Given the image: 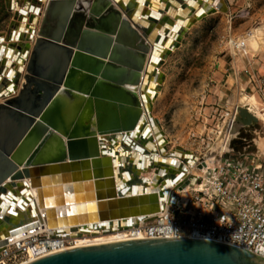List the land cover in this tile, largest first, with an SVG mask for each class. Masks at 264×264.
<instances>
[{"label": "water", "instance_id": "95a60500", "mask_svg": "<svg viewBox=\"0 0 264 264\" xmlns=\"http://www.w3.org/2000/svg\"><path fill=\"white\" fill-rule=\"evenodd\" d=\"M161 1L165 2L169 10L170 7H175L179 0ZM18 2V0H8V9L15 12L18 23L9 31L7 37L0 36V100L3 102L0 103V185L6 182L4 186H0V223L5 220L3 227L7 228V232L19 234L22 230L32 232L33 229H39V225L43 223L42 214H44V220L48 226L51 225L50 221H53L55 215L51 211L53 208L44 209L43 213L38 210L42 206L45 207L46 204L44 182L47 177L54 180L55 176H60L62 180L67 173L43 174V167L33 164V162H26L21 170L19 166L21 167L25 161L23 162L20 156L14 157L15 163L8 161L6 158V154L14 146L20 132L25 127V123L30 122L36 116H39L46 125L53 129L66 133L79 135L92 133L93 136L95 131L101 134L105 132L113 133L108 139H100L99 143L92 136L89 139V147H87V143L81 142L69 144V154L72 156L80 152L82 156H85V159H88L87 155H102L103 157L109 156L110 160L104 161L99 158L92 160L91 173L89 171L86 173L93 178L81 181L71 178L74 180L71 184L74 193L69 195L70 198L67 197L66 193L55 196L56 200L62 198L64 202H76L78 199H88L87 192L79 193V190H86V187L90 185L89 183L93 181L95 191L90 193L94 201L85 202V204L93 207L91 204L96 203L97 216L100 222L117 220L119 229L136 226L137 223H135L134 217L148 219L149 214L163 210L166 203L172 200V198L166 200L164 197L166 187L164 185L160 188L157 186L156 190L151 191L152 193L147 194L145 192L148 184L150 185L151 182L158 183L155 176H158V180H160L159 175L162 170L154 174L151 180L142 179L137 177L136 174H132V167L136 166L135 160H127L123 163L122 157L124 155V157H128L127 152L130 149H139V147L142 150L151 149L150 142L154 141L152 139L153 135L157 139L163 137L158 124L152 127V132L147 128L146 120L151 124L157 122L150 116V106L146 104L145 92L148 93L150 84L146 77L149 75L148 68L151 66L152 58H155L163 50L167 53L170 49H174L176 46L175 41L169 45L166 40L161 45V37H157L145 65L147 46L144 44L135 45L139 38L134 31H123V34L117 38L116 43L113 45L109 65L102 68V63L97 58L107 55L112 37L93 32L98 27L96 22L89 18L82 31V38L80 36L81 40L77 43L75 39H78L79 32L72 30V28L77 29L80 27V21L74 24L75 19H71L69 21L71 25L68 26L69 34L63 40V45H58L61 42L58 34H55V37L52 38L37 39L30 54L26 79L27 81L30 79L28 74L31 72L39 80H30L26 85H22L15 95L14 93L19 85L17 80L19 67L28 55L29 48L28 46L10 45L5 49V46L1 43L5 38L7 41L22 40V35L32 29L31 26L23 27V15H25L27 9L28 11L37 10L35 0L31 4L29 2L24 4L19 2L18 4ZM134 7L135 10L131 8L129 11L131 19L140 9V2L136 3ZM213 9L223 10V2L217 0L214 8L205 5L203 2L199 9L201 11L196 13L194 20L212 13ZM182 11H186V9L182 8ZM109 12H104L106 15H104L105 17H103L101 23H108L115 28L117 18L112 21L111 18H108ZM45 15L50 18L51 23L55 22L48 9L45 10ZM34 18L30 21L33 22ZM56 24L57 27H60L58 21H56ZM48 25L50 26V23ZM46 27L39 31V34L43 37L48 35ZM163 27L166 29L165 38L172 36L169 33L174 29L171 22L165 19ZM113 28L110 34L114 32ZM184 30L185 28L181 31H178V28L176 29L178 31L176 40ZM30 39H32L31 35L27 37L28 41ZM71 47H77V51H79L74 56H72ZM161 61V58H159L158 62ZM16 65L19 66L17 69H15ZM63 78L65 79L64 82ZM49 80L55 81L56 86L49 87L48 84L43 82ZM61 83L63 88L52 95L54 89L60 88ZM125 85H134V88H130V90ZM137 90L142 92L138 100L142 105H145L146 109V120L142 124L140 122L143 115H140L135 109L139 105L136 98ZM21 108L28 111L33 118L30 119L24 115L25 113H20L22 112L20 111ZM44 128H46L44 124L36 123L30 136L41 135ZM105 142H108L109 145L106 146ZM121 151L122 153H120ZM117 158H119V165L116 167ZM123 164L126 170L123 168ZM162 164V162H158L156 165ZM138 165L142 166V163ZM84 168L89 170L87 166ZM119 168L132 174L131 180L128 182L126 180L124 185H122L121 180L124 170L120 174ZM114 177L118 182L121 180L116 186L113 184ZM23 179L28 180V183ZM167 179L172 181L173 174H168ZM167 179L164 180L165 183ZM11 180L19 182L18 189L19 187L20 189H17L16 192L13 190L15 185L10 182ZM106 180H110V182ZM141 186H145L143 192L146 193L145 195L136 196L132 194V190H137ZM30 189H36V195L30 193ZM76 190L78 192L75 193ZM83 194L84 197H82ZM77 205L79 204H75V206ZM27 206L30 207L29 217L26 220L14 222V218L21 216ZM59 207L62 208V206ZM16 208L19 211H16ZM57 208H54L55 212H57ZM49 211L51 213H48ZM76 216H79V214H68V221L73 222ZM130 216H133L130 221L124 220ZM34 218H37V220L31 221ZM76 219L79 220L78 217ZM121 221H124V224H122L124 226H121ZM55 232V235L64 233L61 230ZM50 234L53 235L54 233L51 232ZM1 238L0 247L7 244L6 237L1 235ZM29 264H264V258L213 241L189 238L138 239L75 247L48 255Z\"/></svg>", "mask_w": 264, "mask_h": 264}, {"label": "bare ground", "instance_id": "6f19581e", "mask_svg": "<svg viewBox=\"0 0 264 264\" xmlns=\"http://www.w3.org/2000/svg\"><path fill=\"white\" fill-rule=\"evenodd\" d=\"M88 7H86L85 9L82 10H78V4L81 2V0H35V7H37V10L34 11H28V9L26 10L25 15H23V27L27 28L28 26H31L32 29L28 30V32L24 33L22 35L21 39H27V37L29 35H31L32 39H30V43L32 42L33 45L32 47H28V55L26 56L25 60L21 62L20 67L18 65H16L15 69H17L18 67L19 69V73L17 74V80H19V76L22 70H26L27 71V65L30 59V54L32 53V50L36 44L37 39H41V38H52L55 37L54 35L58 34L59 38L61 39L60 43L58 45H63L62 42L63 40L68 36L69 32H68V26L71 25V23L69 22L71 19H75L74 24H77V21H80V27L76 28H72V30H75L78 33V39L75 41L78 43L81 38H82V34H83V29L85 27V24L87 22V20L89 18H92L96 24L98 29H95V31L93 30V32L96 33H100L103 35H108L110 37H112V42H110L109 46H110V50L107 52L106 56L103 57H98L97 59H99V61L102 63L101 67L105 68L107 67V65H109V58H110V54H111V50L113 49V45L114 43H116V40L118 37L121 36V34H123V31H134L137 34V37L139 38V40L135 43V45L137 44H144L145 46H147L148 51L146 53V58H145V65L147 64V60L151 54V49H152V45H154L155 43V36L151 37V34H153L154 32H162L164 37H161L160 33L159 36L161 37V45L164 44V42L167 40L168 44L171 45L174 43V41L176 40V34L178 33V31H181L183 28H186L189 25V22L191 20H194L196 13H199L201 10L200 7L202 6L203 3H200V7H195L191 6V10L189 9L188 12H186V14L188 15V18L185 16H182L180 14L176 15L175 18V23L174 21L169 17L166 16L167 13H169L171 11V9H173V7H170V9L168 10V7H166L167 5L165 4V2H160V6L165 4L166 8H162L159 7V13H161L162 11V15H161V22L156 26L153 27V24L151 23V21H157L159 17H157V15L155 14H147L144 17L140 18V13L137 12V14L134 16L133 19L130 18L129 16V11L131 8H133V10H135L134 6H136V3H139L141 1H145V0H134L133 3L131 4V6H125L122 2H120L119 0H86ZM128 1V0H126ZM154 1L155 5L153 6V9L155 11H157L158 6L156 5V3H158V0H152ZM175 1V0H174ZM180 1V0H179ZM177 2L179 5L180 2ZM190 1H194V0H190ZM205 1L204 4L210 6L211 8L212 5H216L217 4V0H213L212 4H209L208 1L209 0H202ZM20 2V1H19ZM18 2V4H19ZM31 4L32 1H27ZM49 3V5L46 7V9H48L49 14L51 15L52 18H54L55 22H52L50 24V26L48 25L46 27L47 30V34L46 36H41L38 31H36L35 29V25L38 23L39 21V17L38 14L40 13L42 6H44L45 3ZM147 6H149L151 4V0L148 1ZM207 2V3H206ZM23 4L25 2H22ZM141 4V3H140ZM93 5V7H92ZM141 6V5H140ZM176 7V6H175ZM18 8V7H17ZM182 8L186 9L187 5H183ZM45 9V10H46ZM103 10L105 11H110V15L108 18H111L112 21H116V26L115 28L111 27L110 24L106 23V24H102L101 20L103 19V14L104 12H102V16L100 17V11ZM168 11V12H167ZM131 15V14H130ZM27 16L31 17L29 20L27 18ZM94 16H96L97 18H95ZM35 17V18H34ZM34 18V21L31 22L30 20ZM146 19H149V21H146ZM167 19L168 21L171 22V25L174 26V29L172 30V32H169L170 36L169 38H165V31L166 29H164L163 27V21ZM105 21L107 19H104ZM56 21L59 22L60 27H57ZM29 22V24L27 23ZM55 24V25H53ZM179 24V26L177 25ZM145 25H148L145 26ZM114 29V32L112 34H110L111 29ZM178 28V31H176V29ZM41 30V29H40ZM71 30V31H72ZM174 31V32H173ZM25 32V30H24ZM74 33V31H73ZM135 34V35H136ZM81 36V38H80ZM158 36V37H159ZM3 37V36H2ZM80 38V39H79ZM157 39V38H156ZM4 41L1 43V45L3 44L6 47H9L10 45H17L15 41V39L7 41L6 38L3 39ZM23 47V46H21ZM72 49V56H74L76 53H78L79 51H77V47H71ZM24 50V49H23ZM171 50V49H170ZM16 50L14 49V52ZM82 53V52H80ZM164 50L157 55L155 58H152V62L150 63L151 66H149L148 68V72L149 75L146 77L147 81H150L149 84V91L147 93V91L145 92V98H146V104L150 106V101L151 99H153V97L155 98V90L157 87V82L159 79V66L161 62H158V59L163 58V54H164ZM93 59V58H92ZM10 61V60H9ZM27 61L25 68H23L24 62ZM72 62V61H71ZM71 65V64H70ZM144 65V66H145ZM157 72V73H156ZM142 73V71H141ZM140 73V75H141ZM30 79L27 81L26 77L27 74L23 76V83H21L22 85H26L27 82H29L30 80L33 81H38V77L36 75L31 74V72L28 74ZM65 77V76H64ZM64 78H63V82H64ZM46 84L49 85V87H55L56 83H54L55 81L53 80H49V81H43ZM62 82V83H63ZM61 83V86L59 89H54L55 91L53 92L52 95L56 93H58L60 91L61 88H63V84ZM33 86V85H32ZM31 86V87H32ZM125 87L127 88H134V85H125ZM33 88V87H32ZM130 89V90H131ZM16 93V92H15ZM18 93V92H17ZM16 93V94H17ZM142 92L139 90H137V95L136 98L138 100L140 94ZM1 101V100H0ZM0 103H3L2 101ZM138 107L135 108L140 115H143V119L141 120V124L144 123V120H146V109H145V105L141 104L140 100H138ZM141 104V105H140ZM255 98L250 97L247 98L245 97V99L243 100V102H240V105H236L233 107L234 113H235V117L234 120H239V126L238 128H243V127H247L248 125H246L245 123H243V121H240V117H245L247 119V117L250 119H253L254 122H257L258 120L260 121H264V110H260ZM19 110V109H18ZM20 113L26 115L27 117H29L30 119L33 118V116L26 110L24 109H20ZM149 114H150V108H149ZM151 116V115H150ZM105 117V116H104ZM227 118V117H226ZM26 121H28L25 118ZM147 121V128L148 130H150L152 132V127L156 126L155 123H150L148 120ZM145 121V122H146ZM222 122V121H221ZM223 125L220 126V136L218 138V140L216 141V143L214 144V147L205 155V157L203 158H198L193 156L191 153H188L186 151H182V149L174 151L173 153L170 154H165V151L162 148V144L164 143V139H160L163 137H158V139L155 137V135L152 136V139L154 140L153 142H150V146L151 149H144L142 150V148L139 147V149H130L127 153L129 154L128 157H122L123 163L127 160L133 161L135 160L136 162V166L132 167V174H136L137 177L142 178V179H148L151 180L154 174H157V172L159 170L161 171V174L159 175V177L163 178L164 180L167 179L168 174L165 175V168L172 166L178 167L176 169H174L175 174L173 175V179L172 181L167 179L166 183L163 182L161 185H159L158 183H150V185L154 186L151 187L149 184L147 186V190L145 191L147 194L148 193H152L151 191L156 190L157 186H159V188L164 185L166 187V190L164 191V197L166 200L172 198V202L175 203L177 201V197L178 195L184 196V194H182L180 191H177L178 186L182 183V180L184 177H189L190 179L193 178V182H195V178L196 176L200 173V170L203 169L204 167H206L209 163L211 162H218L219 159L224 156L227 157L229 155V152H231V149L229 148V141L235 137L236 135V131L233 130V125L227 128L226 124L228 122V120H224L223 121ZM36 123H41L44 124V126L46 128H44L43 132L41 135H34V136H30V133L33 131V129L35 128ZM105 123V122H104ZM140 124V125H141ZM221 124V123H220ZM237 129V128H236ZM95 131V130H94ZM160 131V130H159ZM161 132V131H160ZM53 134V136H52ZM113 135V133H107L105 132L104 134H101L99 132L95 131V134L93 136V134H84V135H79V134H72V133H66V132H62L61 130H56L53 129L52 127L46 125L41 119L40 117L36 116L33 118V120L31 119L30 122L25 123V127L23 128V130L20 132V135L18 136L14 146L9 150V152L6 154V158L8 161H13V163H15L16 161L13 160L15 156H20L24 162V164L22 163V166H19V169H23L24 165L26 162H33V164H37L41 167H43V174H51V173H67L66 176L63 177V179L61 180L60 176H55V178H53L54 180H51L50 177H47V180H45L44 182V186L46 187L44 188L45 193H46V204L44 205L45 207H40L38 208V210L43 213L42 211H44V209H49V208H53L51 211H53L54 218L53 221L51 222V225L48 226L45 223V217L44 214L43 215V223L39 225V229H33L32 231H39V232H49V233H54L53 235H55V231L56 230H61V232H64L62 234H58V235H69V233L72 231V228H76L79 229L80 231L84 230L85 227L87 229H93L95 224H98L100 222L99 218H98V212L96 209V203L91 204L93 205V207L87 206V204H85V202H90V201H94V199H92V195H91V191H95V187H94V182L91 181V183H89L90 185H88L86 187V190H79V193H84L87 192L88 199H81V200H77L76 202H64L62 198H59L56 200L55 196L58 195H63L64 193H66L68 196V198H70V194L74 193V191L72 190V180L71 178H75V180L77 181H81V180H91L93 177L89 176L86 172L89 171L91 173V161L95 160L97 158L106 161L107 159L110 160V157H103L102 155H87L88 159H85V156H82L80 152H78L76 155H71L69 154V144L72 142L75 143H87V147H89V139L93 136L96 141L104 138V139H108L110 135ZM259 139V138H258ZM256 139L255 140V145L256 148L258 150V154L260 155V157H264V138H260L259 140ZM119 143V140H118ZM106 146L109 145L108 142L104 143ZM134 148V147H133ZM122 153V151L120 152ZM162 154V155H161ZM258 155V156H259ZM184 156V157H183ZM112 158V157H111ZM116 167L119 165V158L116 159ZM84 161V163L82 164V162ZM172 161H175V163H172ZM154 162V163H153ZM158 162H162V165H156L158 164ZM139 163H142L141 165H138ZM154 164V165H152ZM124 165V164H123ZM217 165V163L215 164ZM87 166L89 170L85 169L84 167ZM129 167V166H128ZM215 167V166H214ZM126 170V167L124 165L123 167ZM123 169V170H124ZM157 169V170H154ZM212 169V168H211ZM119 168V173L121 174V171H123ZM124 170V174L121 175V180H122V185H124V182L127 180V178H129L131 176L132 178V174L125 172ZM152 170L154 171V173L152 172ZM147 173V176L143 177L140 173ZM110 174V173H108ZM180 174V175H179ZM179 175V177L174 180L177 176ZM164 176H166L164 178ZM126 178V179H125ZM155 178L157 179V182H159V178L158 176H155ZM26 181V183H28V180L23 179ZM119 180V182L121 181ZM131 180L128 179L127 182ZM174 180V181H173ZM22 181V180H21ZM107 182H110V180H106ZM11 183H13L14 188L13 190L16 192L19 186V182L18 181H10ZM116 178L114 177L113 179V184L116 186L117 183H119ZM150 182V181H148ZM6 182L2 183L0 186H4ZM81 187V186H78ZM144 188L145 186H141L138 187V189H134L132 190V194L136 195V196H141L142 194H146L143 193L144 192ZM168 188V190H167ZM11 189V188H10ZM20 189V187H19ZM18 189V190H19ZM188 189V188H187ZM136 190V191H135ZM172 190V191H171ZM13 191V192H14ZM187 191V190H185ZM78 192L77 190L75 191V193ZM30 193H32L33 195H36V189H30ZM177 195V196H175ZM18 196V195H17ZM84 197V194L83 196ZM74 198V197H73ZM1 201V200H0ZM96 202V201H95ZM56 204V205H55ZM75 204H79L77 206H75ZM168 204V203H167ZM68 205H72V206H68ZM59 206H62V208H60ZM68 206V207H66ZM167 206H165V208L163 210H160L159 212H155L152 214H149L148 216H153L155 214H159L160 212H165L167 209ZM55 207L57 208V212H55L56 210H54ZM29 208L30 207H26L24 210V213L21 214V216H24V214L27 215V217H29ZM68 209V212H67ZM16 211H19L17 208L15 209ZM51 211H49L48 213H51ZM79 214L78 217L79 220L76 219V217H74V221L72 222L71 220L68 221L69 218H67L68 214ZM20 217V216H19ZM19 217L14 218V221L19 220ZM57 217V218H56ZM10 218V217H8ZM130 218H133V216L127 217L124 220H128L130 221ZM135 218V223H137V217ZM22 220V219H21ZM37 220V218L31 219V221ZM131 223V222H130ZM127 223V224H130ZM5 224V220L2 221L0 223V226H2V232H0V241L2 240L1 235L6 237V239H13V240H17L20 237H22L23 235H26L27 233H30L29 231H25L22 230L19 234H10L9 231L7 232V228L3 227ZM117 224V223H116ZM122 224H124V221H122ZM124 226V225H122ZM54 231V232H53ZM91 231V230H90ZM57 235V234H56ZM76 234H73V236H75ZM128 238H123L122 236H117V235H106L103 237H91L90 234H87L84 237H82L81 239H79V241L77 242V247H83V246H92V245H101V244H107V243H113V242H118V241H126ZM31 263V260L28 259H23L20 262H18L17 264H29Z\"/></svg>", "mask_w": 264, "mask_h": 264}, {"label": "rangeland", "instance_id": "374dc122", "mask_svg": "<svg viewBox=\"0 0 264 264\" xmlns=\"http://www.w3.org/2000/svg\"><path fill=\"white\" fill-rule=\"evenodd\" d=\"M221 1L223 10L213 9L193 20L175 40V48L163 54L150 115L163 135L165 154L182 149L195 157H205L218 140L223 121L228 120L227 128L234 124L236 131L229 141L232 154L259 155L255 140L264 138V121L240 117L248 126L238 128L233 107L245 97H253L258 108L264 110V0ZM208 2L212 4L213 0ZM48 5L45 3L38 14L37 33L51 24L45 15ZM86 7L87 1L81 0L77 9ZM17 23L15 12L8 9V0H0V36L7 37ZM16 44L29 48L33 45L27 39ZM233 44L239 47H231ZM26 74V70L21 71L16 93ZM260 158L264 162V157ZM170 170L172 167H167L165 175Z\"/></svg>", "mask_w": 264, "mask_h": 264}, {"label": "built area", "instance_id": "2783aa9c", "mask_svg": "<svg viewBox=\"0 0 264 264\" xmlns=\"http://www.w3.org/2000/svg\"><path fill=\"white\" fill-rule=\"evenodd\" d=\"M177 191L184 194L183 198L180 194L175 203H166L165 212L138 218L136 226L119 229L118 221L112 220L95 224L91 231L72 228L69 235L32 231L17 240L7 239L0 247V264H17L23 259L33 262L75 248L86 232L92 238L117 235L127 240L213 241L264 258V162L258 155H235L231 151L201 169L195 182L184 177Z\"/></svg>", "mask_w": 264, "mask_h": 264}, {"label": "crops", "instance_id": "0c3cea01", "mask_svg": "<svg viewBox=\"0 0 264 264\" xmlns=\"http://www.w3.org/2000/svg\"><path fill=\"white\" fill-rule=\"evenodd\" d=\"M119 1L122 2L125 6L127 5V6L130 7L134 0H128V1L125 0L124 1L125 3L123 2V0H119ZM148 1H150V0H148ZM160 2H161V0H158V3H156V5L158 6L157 11H155L153 9V6L155 5L154 1L151 0V4L149 6H147V4H148L147 0L140 2L141 3L140 4L141 6H140V9L138 10V12L141 14L140 15V18L146 16L148 13L149 14L150 13L151 14H155V15H157V17H159L157 21H154V20L151 21V23L153 24V27H156L161 22L162 11H161V13H159L160 12L159 11V7L166 8L165 7V4L163 6L162 5L160 6V4H159ZM179 2H180L179 5H176V7H173V9H171V11L166 14V16H169L172 20L173 19L175 20L177 14H180V15L185 16V17L188 18V15L186 14V12H188L189 9L191 10V6H194V8L195 7L196 8L197 7H200V3H203L205 1H202V0H194V1H190V0H180ZM183 5H187L186 11H182V6ZM146 21H149V19H146ZM174 23H175V21H174ZM177 25L179 26V24H177ZM145 26L148 27V25H145ZM159 33H160L161 37H164L162 32H159ZM159 33L156 31L153 34H151V37H154L155 36L154 39L156 40V38L159 36ZM170 167H172V170L178 168V167H175V166H172V165ZM166 169L167 168H165V170ZM172 170H170V171H172ZM152 172L154 173L153 170H152ZM140 174H142L143 177L147 175V173H142V172ZM128 179H131V176L129 178H127V180ZM26 219H27V216H26L25 220ZM0 227H1L0 232H2L3 231L2 230L3 228H2V226H0Z\"/></svg>", "mask_w": 264, "mask_h": 264}, {"label": "snow or ice", "instance_id": "6c2138e0", "mask_svg": "<svg viewBox=\"0 0 264 264\" xmlns=\"http://www.w3.org/2000/svg\"><path fill=\"white\" fill-rule=\"evenodd\" d=\"M172 163H175V161H172Z\"/></svg>", "mask_w": 264, "mask_h": 264}]
</instances>
